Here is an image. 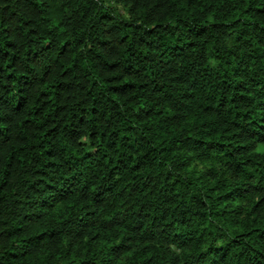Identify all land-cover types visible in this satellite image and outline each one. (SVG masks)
<instances>
[{
	"label": "trees",
	"instance_id": "16d2710c",
	"mask_svg": "<svg viewBox=\"0 0 264 264\" xmlns=\"http://www.w3.org/2000/svg\"><path fill=\"white\" fill-rule=\"evenodd\" d=\"M0 264H264V0H0Z\"/></svg>",
	"mask_w": 264,
	"mask_h": 264
}]
</instances>
